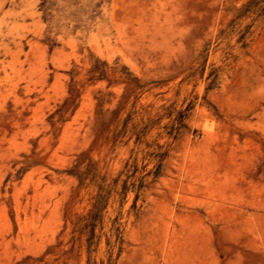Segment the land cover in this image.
I'll return each instance as SVG.
<instances>
[{
  "label": "rangeland",
  "instance_id": "obj_1",
  "mask_svg": "<svg viewBox=\"0 0 264 264\" xmlns=\"http://www.w3.org/2000/svg\"><path fill=\"white\" fill-rule=\"evenodd\" d=\"M0 264H264V0H0Z\"/></svg>",
  "mask_w": 264,
  "mask_h": 264
}]
</instances>
